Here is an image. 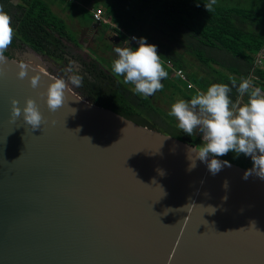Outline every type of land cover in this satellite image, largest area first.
Returning <instances> with one entry per match:
<instances>
[{
    "label": "water",
    "instance_id": "95a60500",
    "mask_svg": "<svg viewBox=\"0 0 264 264\" xmlns=\"http://www.w3.org/2000/svg\"><path fill=\"white\" fill-rule=\"evenodd\" d=\"M3 56L0 264H264V180L232 163L189 171L192 145L70 88L50 111L57 78ZM28 98L44 118L34 130L11 116Z\"/></svg>",
    "mask_w": 264,
    "mask_h": 264
},
{
    "label": "trees",
    "instance_id": "16d2710c",
    "mask_svg": "<svg viewBox=\"0 0 264 264\" xmlns=\"http://www.w3.org/2000/svg\"><path fill=\"white\" fill-rule=\"evenodd\" d=\"M61 1L76 7L74 1ZM101 2L109 21L125 33L117 32L120 40L128 39L126 34H136L138 39L144 38L148 44L157 46L163 67V62L169 61L173 67L185 72L195 88L187 89L186 84L175 77L183 84L184 92L169 82L163 86L164 90H171L172 96L178 94L185 100H190L191 96L185 91H192L195 95L213 83H222L228 84L232 89L229 93L232 101H241L242 104L247 100V94L240 97L237 92L242 78L254 77L264 83V0H216L210 12L204 7L210 0ZM24 3L25 5L14 6L9 0H0V9L11 17L14 29L12 43L3 54L10 57L8 49L23 44L36 53L63 59L61 53H58L61 39L72 40L65 21L56 16L44 0H24ZM144 25H149L168 39L174 40L183 49V53L180 54L170 46L150 38L143 30ZM185 53L198 62L203 71L202 75L186 72L187 66L183 59ZM258 55H261L262 68L257 66ZM91 67L93 73H89L88 77L92 79L86 78L89 91L84 94L85 98L96 106L109 109L137 125L147 127L144 123L145 115L152 111L150 100L130 91L103 70L96 71L95 65L91 64ZM232 79L237 82L235 87L231 84ZM252 86L255 87V84L252 83ZM178 140L186 141L194 147L200 142L199 134L197 137L186 134L184 139ZM219 158L244 169L252 166L251 158L243 154L229 152Z\"/></svg>",
    "mask_w": 264,
    "mask_h": 264
},
{
    "label": "clouds",
    "instance_id": "9594fccd",
    "mask_svg": "<svg viewBox=\"0 0 264 264\" xmlns=\"http://www.w3.org/2000/svg\"><path fill=\"white\" fill-rule=\"evenodd\" d=\"M215 3L216 0H210L204 5L205 10L210 12ZM13 36L11 17L0 9V63L4 62L3 53L12 43ZM137 43L136 48H114L117 58L112 61L111 71L115 76L123 77L125 84L134 85L137 94L151 96L162 90L161 80L168 77V72L160 62L156 45L148 44L144 38H140ZM27 70L28 65L21 64L18 78H25ZM39 81V75L31 76V87L36 88ZM81 82L82 77L78 74L70 75L67 81L59 78L52 81L46 92L49 110L56 111L64 104L68 83L80 87ZM231 84L235 87L236 80L232 79ZM231 90L228 84L213 83L206 90L197 92L190 100L178 99L172 103L168 115L175 118L177 126L189 136L196 129L203 134L204 142L199 147L187 148L190 161L188 170H193L199 160L206 163L208 171L215 175L224 166L231 167L229 161H221L217 157L234 152L251 158L252 167L244 172L243 179L255 176L264 180V91L253 87L250 79L242 78L237 92L240 97L247 94V100L241 104L232 101L229 96ZM11 103L13 119L23 114L24 122L33 130L41 126L44 118L35 100L28 98L23 109L18 106L17 100ZM227 186L228 182L225 181L224 187Z\"/></svg>",
    "mask_w": 264,
    "mask_h": 264
},
{
    "label": "rangeland",
    "instance_id": "374dc122",
    "mask_svg": "<svg viewBox=\"0 0 264 264\" xmlns=\"http://www.w3.org/2000/svg\"><path fill=\"white\" fill-rule=\"evenodd\" d=\"M44 1L56 16L65 21L68 35L72 38V40L67 38L61 39V47L58 49V53H61L63 59L59 60L56 59V57L50 58L46 55L36 53L23 44H19L16 48L8 49L10 57L19 63H26L47 72L57 79H65L67 81L70 75H80L82 77L81 86L76 87L68 83V88L82 98H85L84 94L89 91L86 78L89 80L92 79L88 77L89 73H93L91 64L96 66V71L100 69L103 70L106 74L119 80L130 91L135 92L134 85L131 83L125 84L123 82V77L115 76L111 71V66L112 61L117 58L114 48L117 46L122 48H136L133 45L138 46L137 41L139 39L137 35L135 34L134 37L136 39H133L131 38L133 36H128L126 34L125 36H127L128 39L120 40L117 32L120 31L122 33V31L113 25L111 21L105 26L94 25L89 15V9H102L104 11L101 0H74L73 3L76 7H71L68 2L63 3L61 0ZM19 3V5H25L24 0L19 1ZM143 30L150 38L170 46L180 54L183 53V49L176 45L174 40L168 39L167 36L154 30L151 26L144 25ZM131 39L134 40V42ZM183 56L187 66L186 72L203 74L202 68L193 57L186 53ZM256 58H258L257 66L262 68L261 55H258ZM169 82L184 92L183 84L168 73V77L162 79L161 83L165 85ZM164 89L163 86L162 90H158L151 96L142 95L150 100V105L152 107L150 114L145 115L146 123L144 124L148 128L164 135H169L178 139L183 138V136L186 137L184 131L177 126L175 118L168 115L172 103L178 99L185 100V98L178 94L172 96L171 90ZM185 93L189 94L191 97L194 95L192 91H185ZM199 131V129L194 130L192 135L197 137ZM201 144L202 143L198 142L195 146L199 147Z\"/></svg>",
    "mask_w": 264,
    "mask_h": 264
},
{
    "label": "built area",
    "instance_id": "2783aa9c",
    "mask_svg": "<svg viewBox=\"0 0 264 264\" xmlns=\"http://www.w3.org/2000/svg\"><path fill=\"white\" fill-rule=\"evenodd\" d=\"M68 1H74V0H68ZM89 13L91 15L92 23L96 26H102V25H108L109 19L106 17L104 11L102 9H89ZM134 37V36H133ZM131 37V38H133ZM132 40V39H131ZM134 42V40H132ZM256 62H258V58L256 59ZM164 63V69L173 77H176L178 80L186 84L187 89L193 88V84H191L185 74V72L181 69H176L173 67L172 63L169 61L163 62ZM199 140L201 143H203V134L199 131ZM219 158V157H217Z\"/></svg>",
    "mask_w": 264,
    "mask_h": 264
},
{
    "label": "crops",
    "instance_id": "0c3cea01",
    "mask_svg": "<svg viewBox=\"0 0 264 264\" xmlns=\"http://www.w3.org/2000/svg\"><path fill=\"white\" fill-rule=\"evenodd\" d=\"M262 69L264 70V68H262ZM249 79L252 81V83L255 84V87H256V86H259V87L261 88V90L264 91V83L259 82V81L256 80L254 77H250ZM253 80H256V81H253ZM194 88H195V87H194ZM240 102H241V101H240ZM183 139H184V136H183Z\"/></svg>",
    "mask_w": 264,
    "mask_h": 264
},
{
    "label": "flooded vegetation",
    "instance_id": "af4514ba",
    "mask_svg": "<svg viewBox=\"0 0 264 264\" xmlns=\"http://www.w3.org/2000/svg\"><path fill=\"white\" fill-rule=\"evenodd\" d=\"M14 6H17V5H19L20 3H19V1H21V0H9ZM10 56V55H9Z\"/></svg>",
    "mask_w": 264,
    "mask_h": 264
},
{
    "label": "bare ground",
    "instance_id": "6f19581e",
    "mask_svg": "<svg viewBox=\"0 0 264 264\" xmlns=\"http://www.w3.org/2000/svg\"><path fill=\"white\" fill-rule=\"evenodd\" d=\"M38 69V68H37ZM40 70V69H39ZM42 71V70H41Z\"/></svg>",
    "mask_w": 264,
    "mask_h": 264
}]
</instances>
